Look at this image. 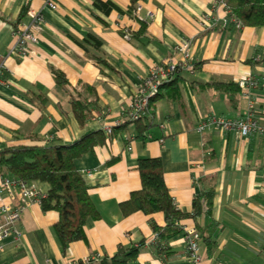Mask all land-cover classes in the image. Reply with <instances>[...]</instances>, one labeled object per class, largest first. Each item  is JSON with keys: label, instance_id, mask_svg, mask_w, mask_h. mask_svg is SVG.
<instances>
[{"label": "crops", "instance_id": "1", "mask_svg": "<svg viewBox=\"0 0 264 264\" xmlns=\"http://www.w3.org/2000/svg\"><path fill=\"white\" fill-rule=\"evenodd\" d=\"M97 1L116 7L105 12ZM130 4L131 0H57V8L51 9L43 0H0V146L68 145L93 131H112L104 144L74 160L99 212L98 218L85 220V239L71 242L62 253L51 228L57 212L32 202L15 224L22 233L4 239L0 264H77L90 257H110L118 246L141 241L128 264H185L182 232L164 241L167 253L158 249L153 224L165 225L163 213H121L119 204L141 186V157L160 158L169 194L183 212L192 211L199 193L213 189L209 213L197 217L203 232L200 264H264V134L237 137L213 126L196 129L209 115L243 116L247 103L242 89L233 100L231 87L207 83L237 84L247 74L258 81L251 92L264 124V62H248L256 47L264 48V26L223 25L226 13L221 7L213 9L212 0H138L140 9L132 16L126 12ZM31 8L41 9L45 18L39 40L32 45L35 55L9 54L14 30L29 22ZM140 21H146L142 32ZM87 35L100 41L99 50L86 44L87 52L80 45ZM184 40H189L188 47L179 46ZM92 52L110 67L97 63ZM163 62H189L193 73L183 68L177 78L180 92L155 99L150 126L121 125L141 81ZM52 69L64 73L69 89L80 91L88 102L96 101L84 126ZM84 84L93 91L82 88ZM39 94L46 98L44 105L35 98ZM29 185L43 194L49 188L42 181ZM1 197L13 206L20 203L17 187ZM210 222L216 229L206 241ZM179 225L185 231L195 222L185 218Z\"/></svg>", "mask_w": 264, "mask_h": 264}, {"label": "trees", "instance_id": "2", "mask_svg": "<svg viewBox=\"0 0 264 264\" xmlns=\"http://www.w3.org/2000/svg\"><path fill=\"white\" fill-rule=\"evenodd\" d=\"M137 1L131 0V4L126 11L131 16L135 14L139 6L136 4ZM225 4L229 19L238 20L242 26H264V0H225ZM95 5L106 9L105 12H108L110 8L116 7L110 2L104 3L101 1H97ZM119 12L123 11L119 9ZM140 22L141 28L138 32H142L146 25V21ZM86 44L95 50H99L101 47L100 41L92 35L85 36L83 41L80 42V45L88 52ZM92 53L97 63L109 66L96 52ZM248 62L251 64L264 62V48L256 47L253 56ZM181 70L178 69L172 79L164 81L158 86L156 92L149 98L145 115L136 120L130 119L128 118L130 110L125 108L123 113L125 119L121 122V125L135 122L140 126L143 125L142 128L150 126V118L153 115L151 107L155 99L162 94L175 97L180 92L177 78ZM52 73L56 83L69 93V101L74 116L79 125L84 126L93 116L90 107L94 106L96 108V101L94 100V103L88 102L82 98L80 91L75 88L69 89V82L61 71L52 69ZM207 84L216 87H231L234 91L231 92V99L233 100L234 95L241 90L239 83L210 82ZM82 88L89 91L94 89L93 86L88 84L82 85ZM35 98L41 105L46 103V98L43 94H39ZM111 132L107 133L103 130L93 131L68 145L36 142L0 146V179L11 177L26 183L42 181L48 184L49 188L45 196L42 197L40 205L43 210H54L58 214V218L51 228L62 253H65L67 246L71 242L85 239L83 226L88 217H99V212L89 197L88 186L74 166V160L87 152L93 151L95 146L104 144ZM137 169L141 186L139 189L132 191L129 198L122 201L119 207L124 216L136 211H141L144 214L163 213L165 225L159 227L155 223L153 224L160 252L164 254L168 252L169 247L164 244V241L169 237L178 232H182L185 235V231L179 225V221L182 219H193L195 222L194 227L200 234L203 233L197 223V217L203 211L209 213L214 197L212 188L202 191L193 199L191 212H183L177 208L169 194L159 157L139 158ZM215 224L210 222V224L206 225L207 236L204 237L206 241L211 238L212 229H216L214 227ZM142 244L143 241L139 245L129 247L120 245L110 257H101L98 260L90 257L86 260H80L77 264H96L97 262L99 264H128L130 260L136 257Z\"/></svg>", "mask_w": 264, "mask_h": 264}, {"label": "built area", "instance_id": "3", "mask_svg": "<svg viewBox=\"0 0 264 264\" xmlns=\"http://www.w3.org/2000/svg\"><path fill=\"white\" fill-rule=\"evenodd\" d=\"M43 2L45 6L51 9H56L58 6L57 0H43ZM218 7H221L226 13L223 25L233 22L235 27H242L238 20L228 18L225 0H212V8ZM139 9L140 7L138 6L136 12ZM28 14L30 18L29 22L14 30L15 41L9 54L17 53L22 57L35 55L32 45L36 44L39 40V34L45 24V18L41 9L31 8ZM125 36L128 37L127 35ZM188 44V40L182 42V46L184 47H187ZM183 68L193 73L192 65L189 62L182 64L161 63L151 67L127 106V109L130 110L128 118L136 120L145 115L148 109L149 98L156 92L158 86L162 82L172 79L178 69ZM238 83L243 90V96L247 103L243 116L226 118L209 115L200 120L196 126L197 131L202 132L213 126L221 131H230L237 137L248 136L252 133L264 134L263 116L258 111L256 99L251 92L252 89L258 86L257 79L253 75L247 74L242 76L238 80ZM160 141H163V138ZM15 187L18 189L20 203L13 206L10 203L4 202L1 195L2 193L10 194ZM44 196L45 194L35 190L29 183L11 177L0 179V251L4 247V239L7 236L12 233L19 236L22 233L20 229L15 227V224L20 220L24 209L32 202L41 203V199ZM185 241L187 250L185 264H200L202 260L200 252L201 234L194 226L185 229Z\"/></svg>", "mask_w": 264, "mask_h": 264}, {"label": "rangeland", "instance_id": "4", "mask_svg": "<svg viewBox=\"0 0 264 264\" xmlns=\"http://www.w3.org/2000/svg\"><path fill=\"white\" fill-rule=\"evenodd\" d=\"M189 41V40H188ZM179 46H182V43L179 45ZM188 47V46H187ZM164 63V62H163ZM166 63V62H165Z\"/></svg>", "mask_w": 264, "mask_h": 264}]
</instances>
